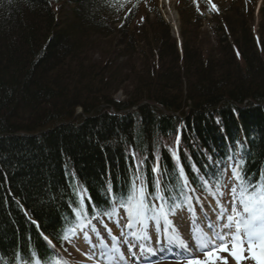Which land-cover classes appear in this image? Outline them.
Returning a JSON list of instances; mask_svg holds the SVG:
<instances>
[{
  "label": "trees",
  "instance_id": "16d2710c",
  "mask_svg": "<svg viewBox=\"0 0 264 264\" xmlns=\"http://www.w3.org/2000/svg\"><path fill=\"white\" fill-rule=\"evenodd\" d=\"M142 1L0 0V264L21 252L54 261L38 232L63 241L75 214L58 235L57 225L76 185L89 215L93 204L103 215L108 186L127 189L140 175L152 190L157 157L165 183L178 174L173 152L191 180L193 166L209 172L196 142L221 167L239 124L255 141L241 149L244 170L264 173V0L257 33L225 16L213 40L199 30L200 1L186 0L180 46L159 12L131 28Z\"/></svg>",
  "mask_w": 264,
  "mask_h": 264
},
{
  "label": "snow or ice",
  "instance_id": "6c2138e0",
  "mask_svg": "<svg viewBox=\"0 0 264 264\" xmlns=\"http://www.w3.org/2000/svg\"><path fill=\"white\" fill-rule=\"evenodd\" d=\"M208 3L211 10L218 11L212 0H208ZM197 11H200L199 6ZM179 140L177 135V144ZM172 155L177 162L178 173L174 180L170 179L165 183L157 157V163L151 169L155 174L152 190H149V183L140 175L131 181L127 189L122 188L117 192L111 185L108 186L105 190L107 210L103 215L110 220L116 218L123 228L129 230L127 235L139 242L140 254L154 253V249L144 243L152 239L149 232L153 229L156 241L178 247L186 264H248L249 261L251 264H264V173L260 179L253 180L244 170L245 161L242 158L235 155L228 157L223 163L224 170H221V162L213 161L210 157V162L217 166L215 171L210 169L201 174V170L193 166L197 177L196 180H190L179 162V156L175 152ZM139 168L140 164L137 165V172ZM197 180V186L193 187ZM201 190L207 194L203 198L196 195ZM194 204L199 205L202 210L208 208V211H202L197 217ZM73 211L77 223L64 231L62 239L72 244L76 251H81L79 241L72 240L77 235V229L83 230V241L87 244L92 243L89 232L85 230L89 225L91 232L98 238L104 230H107L109 236L112 235L107 224L98 228L88 219L89 209L85 205L83 194L79 208ZM92 211L99 217L98 205L93 204ZM184 211L192 216L193 226L188 235H182L178 228V225L184 223ZM97 223L102 221L98 220ZM43 239L50 247L55 248L48 236L44 235ZM123 242L128 245L130 255L136 256L137 253L132 250L137 244L127 239ZM197 252L203 253L202 259L197 256ZM82 254H86L88 260L96 258V264L101 261L107 264H128L114 236L111 247L101 238L98 246L93 245ZM14 264L43 262L38 253L25 257L21 252L16 255ZM51 264L62 262L57 258Z\"/></svg>",
  "mask_w": 264,
  "mask_h": 264
},
{
  "label": "rangeland",
  "instance_id": "374dc122",
  "mask_svg": "<svg viewBox=\"0 0 264 264\" xmlns=\"http://www.w3.org/2000/svg\"><path fill=\"white\" fill-rule=\"evenodd\" d=\"M125 1L128 2V4L132 2V0H125ZM185 1L186 0H143L138 5L137 13L133 19L134 20L133 23L135 24L132 23L133 25L131 26V28H134L137 32H139L143 28H146L148 19L151 20L152 15L155 12H159L164 22H166L169 26L170 35L172 36V38L176 40L177 45L180 46L182 42V37H181L182 26L180 23V14L182 11H184L185 8L188 7ZM198 1H200V3L201 2L205 3V6L200 3L197 4V6H199L200 9L198 13L204 14L205 16L204 19L203 18L201 19V25L199 30L203 32V34H206L208 37H210L212 40L218 37V34L215 30L216 26L218 25L217 22L218 21L222 22L225 16H229L228 17L229 20H232L234 18L233 16L235 15L240 25H242L243 27H245V25H249L252 28L254 27V29H256V33L260 27L259 26L260 16L258 13V7H259V3L263 0H253V2H250V0H212V3H214L218 8V11L215 12L216 14L219 15L215 17H210V15L206 11L207 8H211V5L208 3V0H198ZM243 11H246V16L243 15V13L245 14V12ZM169 12L174 13L175 15L174 20H171L169 18L168 16ZM247 16L248 17L251 16L250 22L245 21L248 18ZM191 22L192 24H194L193 20H191ZM112 38L116 39V35H112L111 39ZM115 97L117 99L124 98L123 93L120 92H118ZM65 248L67 250H65L64 253L67 256L69 253L68 247ZM123 254H124V259L128 261V264H136L135 261L131 259L128 252L123 251ZM222 255L225 254L222 253ZM197 256L202 259L203 253H197ZM75 257L76 256L73 255V253H71V257L69 259L71 260L77 259ZM63 264H65V260L63 261ZM156 264H186V260L177 259L174 260L173 263L164 260L163 262H159ZM248 264H251V262L249 261Z\"/></svg>",
  "mask_w": 264,
  "mask_h": 264
},
{
  "label": "bare ground",
  "instance_id": "6f19581e",
  "mask_svg": "<svg viewBox=\"0 0 264 264\" xmlns=\"http://www.w3.org/2000/svg\"><path fill=\"white\" fill-rule=\"evenodd\" d=\"M168 16H169V18L171 19V20H174L175 19V15H174V13L173 12H169L168 13ZM78 110L80 109V108H77ZM80 111V110H79ZM212 116V118H213V122H214V125L217 127V126H219V122H221V121H218L220 118L219 117H217V118H215V115L214 114H212L211 115ZM233 125L235 126V123H233ZM234 126H232V127H234ZM180 127L181 128H184L185 127V124L184 125H180ZM183 131V133L185 134V130L183 129L182 130ZM178 132H180V129L177 127V125L175 126V131L171 134V137H174L175 139L177 138V133ZM225 131H219V133L222 135V138H223V140H227L228 138H229V135L226 133H224ZM237 132H238V134H237V137H236V139H235V141L233 142L232 140H231V142L233 143V146L231 147V148H234V147H239V148H243V147H245V148H247V147H249L250 146V144L251 143H254L255 141H254V139L252 138V135L251 134H248V136L246 135V133H245V131H244V129H243V127L239 124L238 125V127H237ZM187 134H190V132H188L187 131ZM205 138H207V139H210L209 138V136H205ZM193 145H194V147H193V149H195V150H197V151H200L201 152V155H202V161H201V163L199 164V166H200V168H206L207 170H210L211 169V166L209 165V164H212L211 162H210V160H208V162L206 163L204 160H203V154H204V152H205V148L203 147V145L202 144H200L199 142H196V143H193ZM243 145V146H242ZM231 145L230 144H228L226 147H230ZM247 154L249 153V152H246ZM204 158L206 159L207 158V156H204ZM223 160V159H222ZM197 165V164H196ZM198 166V165H197ZM198 166V167H199ZM79 183V182H78ZM76 192H77V194H75L72 198H70L69 200H66L65 201V204H64V210H63V214H61V218H60V220H59V223H58V225H57V233H56V235H58V234H60L62 231H63V229L66 227V225L68 224V222H69V220H70V216H69V214L70 215H72L73 213H74V209L76 208V205H77V201L79 200V199H81V195H82V193L84 192V190L83 189H81L80 187H79V185H76ZM25 212V211H24ZM23 217L30 223V224H32L33 226L37 223H33V221H35L34 219H32L31 217H29L28 216V214L26 213V215H24L23 214ZM38 234L40 235V237H41V239L44 241V239H43V236L45 235V234H43L42 232H38ZM43 234V235H42ZM30 241H31V238H30ZM29 247H30V250H28V251H30V252H32L34 249H36V247H34L33 245H29ZM70 251H72V252H75L76 253V249H74L73 247H71L70 248ZM78 252V251H77ZM79 253V252H78ZM79 255H80V253H79ZM10 260L12 259V258H9ZM0 260H5V261H7V258L5 257H2V258H0ZM80 263H84V264H96V262L94 261V263H89L88 262V259L87 258H82V257H80V261H79Z\"/></svg>",
  "mask_w": 264,
  "mask_h": 264
}]
</instances>
